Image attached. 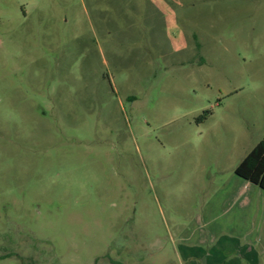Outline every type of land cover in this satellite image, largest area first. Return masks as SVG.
<instances>
[{
    "label": "rangeland",
    "instance_id": "374dc122",
    "mask_svg": "<svg viewBox=\"0 0 264 264\" xmlns=\"http://www.w3.org/2000/svg\"><path fill=\"white\" fill-rule=\"evenodd\" d=\"M264 0H0V264H264Z\"/></svg>",
    "mask_w": 264,
    "mask_h": 264
},
{
    "label": "trees",
    "instance_id": "16d2710c",
    "mask_svg": "<svg viewBox=\"0 0 264 264\" xmlns=\"http://www.w3.org/2000/svg\"><path fill=\"white\" fill-rule=\"evenodd\" d=\"M235 175L264 191V139L243 158L235 169ZM224 264H242L238 257Z\"/></svg>",
    "mask_w": 264,
    "mask_h": 264
}]
</instances>
